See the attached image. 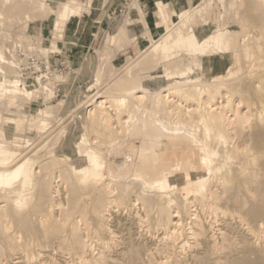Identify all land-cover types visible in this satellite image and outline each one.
<instances>
[{"label":"bare ground","instance_id":"1","mask_svg":"<svg viewBox=\"0 0 264 264\" xmlns=\"http://www.w3.org/2000/svg\"><path fill=\"white\" fill-rule=\"evenodd\" d=\"M8 1L0 17L24 7L27 33L51 17L55 38L84 5ZM147 3L104 40L133 45L141 24L148 47L111 83L91 80L74 131L48 132L63 105L51 78H24L0 43V264H264V0ZM38 49L48 68L65 55ZM31 124L46 134L37 147Z\"/></svg>","mask_w":264,"mask_h":264},{"label":"rangeland","instance_id":"2","mask_svg":"<svg viewBox=\"0 0 264 264\" xmlns=\"http://www.w3.org/2000/svg\"><path fill=\"white\" fill-rule=\"evenodd\" d=\"M20 1H24L23 5L28 4V0H10L8 1V4L6 6L7 8L11 7L13 5H16ZM60 1L62 2L68 0ZM88 1L89 0H79V3L84 5L81 10V16H78L79 18H76L78 20V25L72 31H70L71 35H65L63 33L61 34V38H55V36L53 35L55 30L51 26L53 22V18L51 17L49 18V21H47V23L44 25V27L40 23V21L34 24L32 23L33 29L29 31V33H27L24 23V17H26V15L28 16V14L25 13L24 7L23 12L21 11V8L20 10H18V12L16 11L15 14H3L2 17H0L1 31L8 33L7 36L0 34L1 45H3L7 49V51L9 50L8 48L11 49V47L14 46L12 50H14L13 52L15 58H17L19 64L21 62H24L23 60H28L29 63L37 62L41 66V69H43L42 74H46L48 78H51L52 80L55 93L51 100V105L56 106L59 101H63V105H61V108L60 106H56L54 108V114L49 119L51 121V124L50 126H48V128H50L48 132L54 130L56 133L59 132L62 128H64L65 132H68L70 129L74 131V129L78 125V121L80 119L79 117L84 110L83 107H80V109L76 106L77 104L79 105V103L83 101L85 99V96L87 95L85 87L90 85L95 80L97 74L100 75V80H102L101 82L105 83H102L103 86L107 83H111L113 79L116 80L121 76L120 73L125 68L123 66L128 65L130 61L135 59L134 57L137 58V54L141 52L142 47H148L149 45V39L147 40V35H144V26L141 24H139L137 27L138 38L133 45L124 44V46L121 45L119 47L118 45L120 44L117 43V46L121 49L119 50V48L116 46V43L114 45H111L107 40H104L106 39L104 36L105 34H112L110 27L111 23L116 22L118 18L128 17V14L127 16H124L118 13L122 0H116L115 2L112 0H92L90 3L91 9L87 5ZM144 1L149 2V0ZM193 1L194 3L199 2V0ZM1 6L2 5L0 2V10L2 9ZM10 15H12L13 17L10 18ZM36 15L37 17H39L38 13H36ZM80 17L84 18L79 20ZM17 35H23L25 37L22 39V41H18ZM73 36H75L76 39L75 41L70 42V39ZM43 40L57 41L59 43V46L63 49L62 52L65 53V55L57 54L55 56L54 65L51 64L49 68L46 65L48 64V59L44 57L42 53L41 54L43 56L40 55L39 49L37 50V48L40 46L41 41ZM65 44H68L69 47L65 48ZM32 47L33 49H31ZM116 47L117 49H115ZM7 51L6 54L8 53ZM106 52H110V57H107L105 55ZM66 54L70 55L72 59H67ZM102 56L105 57V59ZM121 56L126 58V61L116 63V59L120 58ZM36 71L38 70L36 69ZM20 74L23 75L22 72ZM28 75L29 74H27L26 76L23 75V77L26 78ZM93 76L94 78H92ZM92 79L93 81H91ZM36 106L39 107L42 106V104L40 105L39 103L37 105H31V109L33 107L34 111V108ZM44 106L45 105H43V107ZM0 109V112L4 113V116H8L11 114L10 112H8L5 102L0 103ZM74 109L76 110L77 115H75V117L73 118L70 112ZM33 111L31 110V112ZM19 112L21 111L19 110ZM21 115L24 117H34L25 113H22ZM3 127L4 131L7 134L13 132L20 139H26L28 136L26 132L14 131L9 124ZM30 128L32 133L30 134L31 143H33V146H36L41 143L43 137L46 134H44L45 131L43 130L37 131L34 128L33 124L30 125ZM54 140L55 137L51 139L49 147ZM164 149L165 144L162 146V150ZM18 150L22 151L23 153H26L28 151L23 145ZM44 153L47 154V150H45Z\"/></svg>","mask_w":264,"mask_h":264},{"label":"built area","instance_id":"3","mask_svg":"<svg viewBox=\"0 0 264 264\" xmlns=\"http://www.w3.org/2000/svg\"><path fill=\"white\" fill-rule=\"evenodd\" d=\"M133 0H122L121 2V6L118 10V13H120L121 15H127L128 11H129V6L132 3ZM115 13V12H114ZM24 62L20 63L21 66V72L24 76H26L27 74L29 75H41L43 73V69H41V66L37 63V62H32L29 63L28 60H23ZM36 66H38L41 69V72L36 71ZM48 70V68H47ZM46 75V74H44Z\"/></svg>","mask_w":264,"mask_h":264},{"label":"crops","instance_id":"4","mask_svg":"<svg viewBox=\"0 0 264 264\" xmlns=\"http://www.w3.org/2000/svg\"><path fill=\"white\" fill-rule=\"evenodd\" d=\"M112 1H114V2H115L116 0H112ZM117 1H118V0H117ZM146 3H147V1H146ZM147 4H148V3H147Z\"/></svg>","mask_w":264,"mask_h":264}]
</instances>
